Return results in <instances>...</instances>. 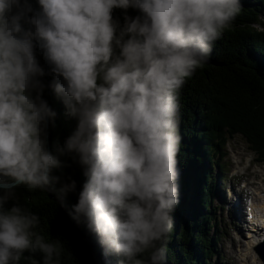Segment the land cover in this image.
<instances>
[{
  "label": "clouds",
  "instance_id": "clouds-1",
  "mask_svg": "<svg viewBox=\"0 0 264 264\" xmlns=\"http://www.w3.org/2000/svg\"><path fill=\"white\" fill-rule=\"evenodd\" d=\"M242 9L241 0H0V264L26 252L30 264H60L61 241L37 231L40 216L15 193L51 190L63 204L76 192L75 180L53 175L63 165L47 146L57 113L46 88L77 122L57 145L84 169L72 218L118 264H164L179 93ZM249 28L264 34V16Z\"/></svg>",
  "mask_w": 264,
  "mask_h": 264
},
{
  "label": "trees",
  "instance_id": "trees-1",
  "mask_svg": "<svg viewBox=\"0 0 264 264\" xmlns=\"http://www.w3.org/2000/svg\"><path fill=\"white\" fill-rule=\"evenodd\" d=\"M241 3V15L215 41L207 62L179 93L178 202L170 213L173 228L166 237L164 264H211L215 238L209 236V170L213 154L222 147L227 134L242 133L264 161V34L249 28L258 16H264V0ZM128 14L135 16L137 12L129 9ZM113 15L123 23V10L115 9ZM38 59L47 71L48 65L39 52ZM53 78L46 75L41 80L47 85ZM43 98L57 113L55 124L50 122L47 128V146L63 166L54 169L53 175L60 176L61 183L75 180L76 192L69 193L63 204L51 190L29 192L21 186L15 190L16 197L40 216L37 231L46 240L61 241L60 264H118L119 257L106 256L95 235L70 214L85 181L84 169L74 153L60 155L57 145L64 144L77 122L65 115L63 102L51 89H45ZM12 203L10 200L5 207ZM28 255L24 254L20 264H30ZM36 259L41 260L39 254Z\"/></svg>",
  "mask_w": 264,
  "mask_h": 264
},
{
  "label": "rangeland",
  "instance_id": "rangeland-1",
  "mask_svg": "<svg viewBox=\"0 0 264 264\" xmlns=\"http://www.w3.org/2000/svg\"><path fill=\"white\" fill-rule=\"evenodd\" d=\"M227 156L222 160V164L226 167L219 173L223 178L224 182L218 181L217 177L214 175V186H216V192H219L218 197L214 196L213 198V207L217 206L216 215L218 216L219 225L224 232L218 244V255L212 261V264H238L236 258H238L241 264H257L254 259L248 254L247 258H243L242 255L247 254V248L245 245L248 243L247 236V226L243 225L242 222L236 220H232L231 213L232 209H234V205L225 204L222 201L221 196H226V201H228L227 193L223 194L224 190H228L230 186H238L239 182L235 179V177L231 176V173L234 171L236 175H244V178L249 179L251 182L254 181V177L260 175L259 183L264 180V166H253V161H255L256 156L250 152L249 145L242 137H236L228 143L227 147ZM215 162L221 163V159L219 157H214ZM242 161L243 165L238 166L237 162ZM212 173H216V168L212 170ZM257 179H259L257 177ZM220 186V187H219ZM258 189L264 190V183H262ZM240 192L244 193V202L246 200L245 193H248L247 190H243V188L237 189ZM222 191V193H221ZM262 202V200H261ZM239 227L235 228L234 225ZM243 227V230H242ZM213 235V230H211ZM234 244V245H233ZM229 254L232 255V260H230ZM233 261V262H232ZM232 262V263H231Z\"/></svg>",
  "mask_w": 264,
  "mask_h": 264
},
{
  "label": "bare ground",
  "instance_id": "bare-ground-1",
  "mask_svg": "<svg viewBox=\"0 0 264 264\" xmlns=\"http://www.w3.org/2000/svg\"><path fill=\"white\" fill-rule=\"evenodd\" d=\"M260 194H262V193L260 192ZM254 206L258 212L260 211V212L264 213V197H263V202L261 204H257V205L255 204ZM255 215L257 216V219L254 220V222H258L259 220L263 219L262 216H259L257 212H255ZM251 227H252V229H254V226H251ZM254 230H256V229H254ZM258 231H260V230H258ZM262 231H263V229L260 232H262ZM252 232H254V231H252ZM254 235H256V236H252L253 240L249 241L248 246H249V251H250V254L252 255V257L257 259L254 249L257 245H259L264 240V234L261 236H259L258 234H254ZM236 261L238 262V264H240L237 259H236ZM258 263L261 264V262L259 260H258Z\"/></svg>",
  "mask_w": 264,
  "mask_h": 264
},
{
  "label": "water",
  "instance_id": "water-1",
  "mask_svg": "<svg viewBox=\"0 0 264 264\" xmlns=\"http://www.w3.org/2000/svg\"><path fill=\"white\" fill-rule=\"evenodd\" d=\"M257 252L260 255V257L262 258V260L264 261V244H262L261 246H259L257 248Z\"/></svg>",
  "mask_w": 264,
  "mask_h": 264
}]
</instances>
